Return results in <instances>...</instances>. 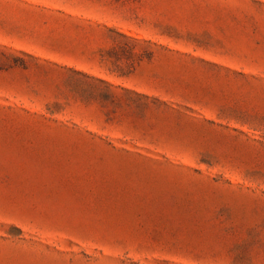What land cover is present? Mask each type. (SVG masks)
<instances>
[{"label": "rangeland", "instance_id": "374dc122", "mask_svg": "<svg viewBox=\"0 0 264 264\" xmlns=\"http://www.w3.org/2000/svg\"><path fill=\"white\" fill-rule=\"evenodd\" d=\"M264 264V0H0V264Z\"/></svg>", "mask_w": 264, "mask_h": 264}, {"label": "clouds", "instance_id": "9594fccd", "mask_svg": "<svg viewBox=\"0 0 264 264\" xmlns=\"http://www.w3.org/2000/svg\"><path fill=\"white\" fill-rule=\"evenodd\" d=\"M220 264H229L228 259L226 257L222 258Z\"/></svg>", "mask_w": 264, "mask_h": 264}]
</instances>
